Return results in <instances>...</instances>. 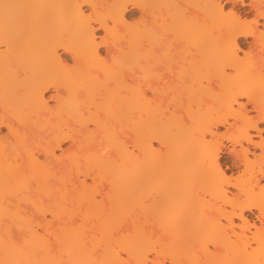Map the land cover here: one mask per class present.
<instances>
[{
	"label": "bare ground",
	"instance_id": "1",
	"mask_svg": "<svg viewBox=\"0 0 264 264\" xmlns=\"http://www.w3.org/2000/svg\"><path fill=\"white\" fill-rule=\"evenodd\" d=\"M226 1L0 0V264H264V0Z\"/></svg>",
	"mask_w": 264,
	"mask_h": 264
},
{
	"label": "rangeland",
	"instance_id": "2",
	"mask_svg": "<svg viewBox=\"0 0 264 264\" xmlns=\"http://www.w3.org/2000/svg\"><path fill=\"white\" fill-rule=\"evenodd\" d=\"M221 5L225 9V12L226 13H228L233 8V5L231 3H229L228 1H226V0H221ZM83 8H84L83 10H85V11L87 10L86 11V14H88L89 13L88 12L89 9L87 7H83ZM159 9H161V8H159ZM161 10L158 11V12H160L159 15L160 14L164 15V13H161ZM165 11L167 13V10L166 9H165ZM160 17H161V15H160ZM140 19H141V11L139 9H136V8H133L132 6H130L129 9H128V11H127V20L130 23L134 24L136 21H139ZM94 27H95V35H96V38L98 39L97 42H100V39L104 36V32H103L102 29H99V26L98 25H95ZM260 29H262V27H260ZM103 48L100 49L101 50L100 51L101 53L104 52V49ZM247 51H248V49L243 46L242 49H241V52L239 53V55L240 56H243V53L244 52H247ZM58 54L59 55H62L63 54V51L62 50H59L58 51ZM62 56H64V55H62ZM162 72H163V74L164 73L165 74H168L167 73L168 72L167 70H164L163 69ZM49 96H50V94H47L46 98L48 99ZM241 102L246 103V100L242 99ZM247 111L249 112V115H251V116H254L255 115V113L253 112V110H252V108H251L250 105L247 106ZM258 128H259V130L262 131V134H257L256 132L251 131V134L253 136V139L252 140H253L254 143H259L260 140H261V138L264 139V122L263 123H259ZM219 135H220V137H217V138H219V140L221 139V142H223L222 143V152H221V156H220L221 157L220 158L221 168H223V171H226L225 173L227 174L228 179H230V183L233 184V182H234L233 181V178H235L237 176L239 170L241 169L240 167L239 168L238 167L237 168L234 167V165L232 163L233 155L230 152L232 144L230 142H228L229 141V138H234L235 137V134L232 131L226 132L225 127H220L219 128ZM154 146L156 148H158V144L156 142H154ZM244 147L245 148L248 147V144L245 143L244 144ZM259 153H260V151H259L258 148H256L255 146H252V145L249 146V158L252 159L253 158V154H256L257 155ZM258 179L260 181V184L261 185H264V176L258 175ZM228 191L229 192H233L234 189L231 186H229L228 187ZM47 218L50 219V216H47ZM40 233H41V231H40ZM56 254H61V253L60 252L57 253V251H56ZM64 254H65V257L66 258H64ZM64 254L62 253V255H61L62 258H63L62 260L68 261L66 251H65ZM64 264H65V262H64Z\"/></svg>",
	"mask_w": 264,
	"mask_h": 264
}]
</instances>
